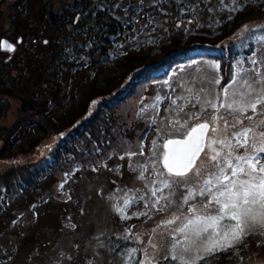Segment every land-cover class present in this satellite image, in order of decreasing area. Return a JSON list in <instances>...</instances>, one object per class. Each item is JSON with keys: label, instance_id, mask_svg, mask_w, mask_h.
<instances>
[{"label": "rangeland", "instance_id": "rangeland-1", "mask_svg": "<svg viewBox=\"0 0 264 264\" xmlns=\"http://www.w3.org/2000/svg\"><path fill=\"white\" fill-rule=\"evenodd\" d=\"M93 1L99 3L104 0ZM255 1L259 0H239L237 7L240 3L249 4ZM71 2L73 0H0V42L2 38H7L15 44V51L11 52L0 47V100L9 104L7 114L0 117V264H87L88 261H92V264H113V262L122 264L121 255L109 250L108 239L114 235L118 237L127 235L135 240L140 248V259L145 252L158 253L160 261L163 262V256L170 251V240L169 229L162 222L171 218L172 213H179L175 207H162L163 202L158 206L160 210L145 208L144 202H140V197H144L149 202L156 199L150 194L146 195L153 181L156 180L151 168L154 162L153 152L158 153L159 146L167 139L182 138V133L186 129L179 125L174 127L173 121L179 120L181 124L186 123L188 127H191L196 123L213 120L215 113L202 101L197 103L194 98L189 101L190 93L183 91V88L191 82L195 90L202 88L211 92L212 78L224 77V74L221 75L220 69L215 71L212 69L211 65L215 64L213 58L202 56L201 59L194 58L195 60L180 62L173 66V70L170 69L172 71L166 79L171 83V88L167 85L163 87L150 85L142 88L139 82H133L134 87L126 90L124 86L128 85V81L125 80L124 88L114 92L116 96L119 95V100L114 104H117L116 107H121L117 117L122 119L121 124L126 131L116 129L115 144L106 151L109 152L107 155L110 154L107 164L99 169L84 165L82 168L70 170L69 182L63 185L60 193L59 183L54 182V179L60 177L59 172H56V177L53 174L48 175L47 179L52 180L53 184L50 185L49 181L42 182L40 186H44V189L35 188L39 185H35L34 188L29 187L34 184L32 182L22 187L23 183L20 182L29 178L31 169H35L38 161L47 156L56 141V138L50 134L49 137L40 140L39 145L35 147L29 143L41 132L40 126L26 122V119L33 120L37 117L31 113V117L28 118L29 111L22 106V99L32 96L31 86L35 78L33 73L30 76L31 71L38 66H43L42 69H44L45 60H51L52 56L46 49L49 42L54 46L57 43V51L63 46L68 49V52L76 51V47L72 43L69 44L70 38L68 36L64 38L63 33L66 31L60 29L58 24L50 25L45 20L47 18L45 8L54 12L64 11ZM130 2L131 6L136 8L137 3L141 5V0ZM179 2H184L186 5H182L180 12L176 13L175 5L177 4L175 3ZM144 4L146 8H149L146 13L153 17L155 22L168 21V23L156 27L154 32L151 31L153 25L149 24L148 28L142 31L141 26L147 19L143 14L145 19L140 21V25L134 29L135 38L125 46L126 51L139 52L157 41L163 43L174 37H187L195 31L201 32L208 29L223 12L231 11L232 7L231 0H224L223 5L220 4V0H160L158 6L154 5L153 0H143L142 5ZM155 7H158L157 10L154 9ZM258 15L250 20L246 27H242L228 37L225 43L232 40L238 41L248 33L263 30L264 13ZM179 21L183 22L177 26ZM32 22H35L36 27H43L44 31L40 33L42 43H38L34 37L37 30L32 28ZM259 36L264 37L263 34ZM149 37L155 43H146ZM256 45L253 53L250 54L252 57L249 58L259 61L264 59V40H257ZM192 48L191 52L209 55L216 47L212 46L208 50L202 46ZM68 57L66 58H73L70 55ZM102 64L91 73L81 71L70 76L66 75L68 66L67 71L59 75L58 85L43 84V88L37 90L36 106L27 102V109L36 111L37 106L40 105L48 110L46 114L51 110L49 114L59 116L58 124L61 123V126L63 123L71 122V119L79 114L82 101L85 98L88 100L91 96L88 94L91 93L94 84L103 86V83L120 66L115 61ZM244 64L243 62V67H250L249 59L247 66ZM7 87L11 88L7 89ZM220 87L222 84L217 86V90ZM159 89H161L162 97L167 93V98H162L155 109L149 107L140 113L139 110L142 107L156 103L155 98ZM181 96L185 99H178ZM104 98L107 97L100 96L92 101L89 112L85 115H93L98 101ZM173 99H176V104L171 103ZM202 107L206 109L203 113H201ZM193 114H200L199 119H193ZM219 115L223 117V120H227L229 125L232 124V117L223 109L220 110ZM82 118L77 119V123L82 121ZM223 120L217 121L218 128L223 127ZM149 121L154 123L147 128ZM17 122L22 123L23 126L14 133L15 136H11L14 124ZM244 123L248 122L245 120ZM238 128L239 126L229 127L228 132L237 131ZM145 130L147 134L146 137L144 134L142 154L123 155L121 158V155L127 152H141L140 137ZM208 134L212 135L210 130ZM153 141H156L155 148ZM201 161L208 163L203 154ZM130 164L133 168L139 164L146 166L143 179L139 178L140 170L138 168L133 170L129 167ZM33 176H35L34 173ZM156 186L159 187V184L157 183ZM51 189L53 192L58 191L57 198L54 194L49 201H42ZM130 197H135L138 202L126 212V215L131 218L124 220L115 212L113 205ZM144 212L148 215H142L139 218L134 216V213ZM254 238L258 239L257 243L261 246H257L255 253L240 264H264V240L259 235H254L249 236L244 242L249 241L254 243L251 245H255ZM98 241L104 247H98ZM149 241H160L161 247L153 249ZM244 242L241 245H244ZM61 253L65 256L61 257ZM123 259L124 264L131 263L127 257Z\"/></svg>", "mask_w": 264, "mask_h": 264}, {"label": "snow or ice", "instance_id": "snow-or-ice-1", "mask_svg": "<svg viewBox=\"0 0 264 264\" xmlns=\"http://www.w3.org/2000/svg\"><path fill=\"white\" fill-rule=\"evenodd\" d=\"M153 3L158 6L160 0H153ZM223 3L224 0H220V4ZM238 3L239 0H231V11L238 10ZM142 4L143 0L137 8L138 12H142ZM144 15L147 19L141 26L142 31L149 24L153 25L151 31L154 32L156 27L168 23L155 22L149 14ZM182 22L179 21L177 26ZM255 38L258 41L264 40L260 36ZM146 43L153 44L155 41L149 37ZM0 47L6 51H15V47L7 42H0ZM248 59L250 67L245 68L243 61H237L235 69L228 70L227 77L214 76L211 92L202 88L195 90L189 82L183 88V91L190 93L188 100L194 98L197 103L202 101L215 113L213 120L196 123L191 127L186 123L181 124L179 120L173 121L174 127L179 125L186 129L182 138L167 139L159 146L158 153L153 152L151 168L156 180L146 195L150 194L156 199L149 202L140 197V202H144L145 208L157 210H160L158 206L163 202L162 207H175L179 213H172L171 218L162 222L169 229L170 251L163 256V260L169 264H214L221 254L231 257L249 236L259 235L264 240V59ZM211 67L215 71L220 65L213 64ZM164 84L171 88L168 80ZM221 84L223 87L217 90ZM163 98H167V93ZM161 99L156 97V103L142 107L139 112L143 113L149 107L155 109ZM178 99L183 100L185 97ZM171 103L176 104V99ZM221 109L232 117L231 125L219 115ZM205 110L202 107L201 113ZM199 116L193 114L192 118L199 119ZM218 120H223L222 128L217 127ZM152 123L154 121H149L150 125ZM237 126V131L228 132L229 127ZM209 130L212 135L208 134ZM145 137L141 138L140 153L127 152L121 158L123 155L142 154ZM153 147H156V141H153ZM202 154L207 164L201 161ZM129 167L133 168V165ZM136 168L140 170L139 178L143 179L146 166L139 164L133 170ZM137 202L135 197L125 198L113 207L121 219L127 220L131 218L126 215L127 210ZM142 215L148 213H134L137 218ZM117 239L127 241L128 236ZM149 243L153 249L161 247L160 241ZM97 246L104 247L100 241ZM118 248L121 249L119 254L122 264L125 256L131 262L137 253L136 248H121L118 243H114L109 250ZM60 255L65 256L64 253ZM87 264H92V261ZM135 264H161V261L158 253L145 252L143 258Z\"/></svg>", "mask_w": 264, "mask_h": 264}, {"label": "trees", "instance_id": "trees-1", "mask_svg": "<svg viewBox=\"0 0 264 264\" xmlns=\"http://www.w3.org/2000/svg\"><path fill=\"white\" fill-rule=\"evenodd\" d=\"M130 1L133 0H104L99 3L93 0H73L70 6L64 11L54 12L49 8H45L47 10V18L45 20L50 25L58 24L60 29L66 31L63 33V36L64 38L67 36L70 38L69 44L72 43L76 47V53L74 51L72 53L70 51L68 52L65 46L57 51V43L54 46V44L52 45L49 42L46 49L49 50L52 56L51 60H45L44 64L46 67L44 69H42L43 66H38L36 67L37 69L35 68L31 71L30 76L33 73V77L35 78L34 83L32 82L33 86H31L33 91L31 93L32 96L31 98H23L22 106L25 110L29 111L28 118L31 117V113L37 117V119L33 120L26 119V122H32L35 126H40L41 132L33 137L29 143L35 147L39 145L38 142L40 140L49 137L50 134L56 138V141L47 156L41 161H38L35 169H31L29 178L23 179V182H20L23 183L22 187H24V184H28V182L34 183L29 186L33 188L35 185L40 186L44 181H49V184L52 185V180L47 179L48 175L51 176L53 174L55 176L56 172H59L60 177L54 179V182L57 181L59 183L58 187L60 188L58 189L60 193V189H63L61 184L64 185L69 182L70 170L73 171L77 168H82L84 165L99 169L107 164L110 154L107 155L109 152L106 151L111 145L113 146L115 144L116 129H124L126 131L122 127V119L117 117L119 116L118 110L121 107H116L117 104H114L119 100V95L116 96L114 93L118 89L124 87H126V90L132 89L134 87L133 82H139V86L141 85L142 88L150 85L153 87H163L165 86L164 81L167 80L166 78L169 77L173 70V66L180 64V62H188L187 60H195L194 58L201 59L200 57L202 56L213 58L215 64L220 65L221 75L224 74V77H227L228 70L235 69L237 61H243L246 64L244 65L247 66L248 58L252 57L250 54L253 53V50L257 46V39L255 37L261 34L264 35L263 28L260 32L248 33V35L238 41L232 40L225 43V40L234 35L237 30L248 25L250 20L259 16L258 14L264 13V0H259L249 4L240 3L237 11L223 12L219 19L213 21L208 29L201 32L195 31L187 37H174L163 43H161L162 41H157V43L142 51L129 52L125 50V46L131 40H134V29L140 25V21H144L145 16L143 14L149 10L144 4L142 5V12H138L137 8L141 5L137 3L136 8L131 6ZM175 4H177L175 5L176 13L180 12L182 5H186L184 2ZM156 8L158 7L154 9ZM229 16L232 18L229 19ZM32 23V28H36L37 30L34 37L38 43H42L40 33L44 31L43 27H36L35 22ZM194 46H202L205 50H208L212 46L216 48H214L212 54L211 52L205 51L209 55H206V53L203 55L201 52H191ZM69 55L73 58L67 59L66 57ZM113 61L120 64L119 68L103 83V86L94 84L91 93L88 94L91 96L88 100L85 98L82 101L79 114L74 119H71V122L63 123L61 126V123L58 124L59 116L55 117L53 116L54 114H49L51 110L46 114L45 112L48 110H45L43 106L40 107V105L37 106L36 111L27 109V102L32 104V106H36V101L38 100L37 90L42 89L43 84L50 86L52 83H56L58 85L59 75L65 72V70L67 71L68 66L69 70L66 75L70 76V74L75 75L81 71L91 73L93 69L103 65L102 63H110ZM170 69L172 70L170 71ZM125 80L128 81V85L123 87ZM10 88L7 87V89ZM160 90L157 91V97L163 96ZM144 94L146 93L144 92ZM100 96L107 98L98 101L96 105L97 109H94L96 112L94 113L93 111V115H85L86 112H89L92 101L98 99ZM147 98L148 96L144 100L146 101ZM8 107V103L0 100V117H4L7 114ZM81 118L82 121L77 123V119ZM14 125L11 136H15L14 133L17 130L19 131L23 126L19 122ZM149 126L151 125L148 123L147 128ZM69 127L71 129L65 131ZM145 133L146 130L143 131L140 139L144 137ZM144 141L145 138L143 139V143ZM33 173L35 176H33ZM66 173L68 174L67 176ZM39 186L38 188L35 186V188H45L44 186ZM54 194L56 195L55 198H57L58 191L53 192L51 189L42 198V201H49ZM117 238L120 237L115 235L110 236L108 239L109 248L114 243L120 244L121 248L125 246L129 249L136 248L137 253L132 257L130 264H135L137 260H140V248L135 240L129 237L127 241ZM255 239V245H251L254 243H250L249 241L244 242L245 244L239 245L238 250L231 257L228 254H221L220 258L214 264L243 263L249 256L255 253L257 246H261L260 243H257L258 239ZM120 251L121 249L118 248L111 252L119 254ZM161 264H169V262L161 261Z\"/></svg>", "mask_w": 264, "mask_h": 264}, {"label": "water", "instance_id": "water-1", "mask_svg": "<svg viewBox=\"0 0 264 264\" xmlns=\"http://www.w3.org/2000/svg\"><path fill=\"white\" fill-rule=\"evenodd\" d=\"M1 42H7V43H10V44H12V45L15 47V44L11 43L7 38H2V39H1ZM172 139H181V138H172Z\"/></svg>", "mask_w": 264, "mask_h": 264}]
</instances>
